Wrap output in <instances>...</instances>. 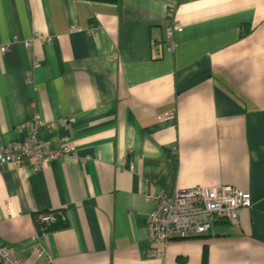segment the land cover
I'll return each mask as SVG.
<instances>
[{
	"label": "crops",
	"instance_id": "1",
	"mask_svg": "<svg viewBox=\"0 0 264 264\" xmlns=\"http://www.w3.org/2000/svg\"><path fill=\"white\" fill-rule=\"evenodd\" d=\"M4 46L0 148L71 150L38 170L0 162V246L42 264L34 217L60 212L39 239L53 264H264V0H0ZM198 186L251 207L152 243L144 196Z\"/></svg>",
	"mask_w": 264,
	"mask_h": 264
},
{
	"label": "built area",
	"instance_id": "2",
	"mask_svg": "<svg viewBox=\"0 0 264 264\" xmlns=\"http://www.w3.org/2000/svg\"><path fill=\"white\" fill-rule=\"evenodd\" d=\"M180 27L167 26L161 40L163 45L173 46L175 32H180ZM43 43H50V38H40ZM29 46V43H25ZM7 47H0L4 53ZM73 123L72 119L64 121ZM70 138L61 137V148L57 151L39 148L32 136L23 137L12 145L0 148V162L12 166L17 170L23 166L26 160H30L34 169L45 167L55 160L66 158L70 153ZM131 174H135L134 168H130ZM9 178L10 173H3ZM147 203L154 206L148 216L147 230L152 243L164 244L169 241L171 235L178 234L181 238L198 237L208 233L210 224L215 221H225L231 226L238 224L239 213L251 207L248 194L242 193L230 186H198L185 190H176L170 196L162 193L145 195ZM11 217L12 214L9 213ZM35 235L33 249L36 257L42 264H53V260L45 254L39 239L52 229H57L64 224L63 215L60 212L35 216ZM0 264H23L9 250L0 246Z\"/></svg>",
	"mask_w": 264,
	"mask_h": 264
},
{
	"label": "trees",
	"instance_id": "3",
	"mask_svg": "<svg viewBox=\"0 0 264 264\" xmlns=\"http://www.w3.org/2000/svg\"><path fill=\"white\" fill-rule=\"evenodd\" d=\"M78 1H85L89 3L103 4V5H114L117 3V0H78ZM203 264H206L205 256H203Z\"/></svg>",
	"mask_w": 264,
	"mask_h": 264
}]
</instances>
